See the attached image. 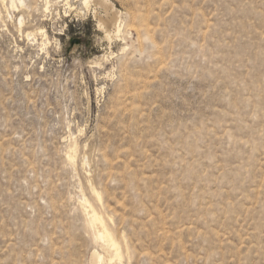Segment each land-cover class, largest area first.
Returning a JSON list of instances; mask_svg holds the SVG:
<instances>
[{
  "label": "rangeland",
  "instance_id": "rangeland-1",
  "mask_svg": "<svg viewBox=\"0 0 264 264\" xmlns=\"http://www.w3.org/2000/svg\"><path fill=\"white\" fill-rule=\"evenodd\" d=\"M84 1L0 0V264H264V0Z\"/></svg>",
  "mask_w": 264,
  "mask_h": 264
},
{
  "label": "bare ground",
  "instance_id": "bare-ground-1",
  "mask_svg": "<svg viewBox=\"0 0 264 264\" xmlns=\"http://www.w3.org/2000/svg\"><path fill=\"white\" fill-rule=\"evenodd\" d=\"M104 1L105 0H97V4H104ZM68 2V1H67ZM88 2H89V0H85L84 1V4H85V6L88 4ZM96 2V1H95ZM106 3V2H105ZM69 4V3H68ZM11 5H14V2L13 1H11ZM66 5V4H65ZM106 5V4H105ZM69 6V5H68ZM71 7V6H70ZM107 8V7H106ZM69 10H71L70 8H69ZM115 17V16H114ZM112 18L108 23H107V25H105V24H103V23H100V26H104V28L106 29V33H107V38H109V39H112V38H110V36H111V32H110V30H111V27H112V25L114 24V22H115V20H116V17L115 18ZM104 22V21H103ZM22 23H23V20L20 18V20H19V22H18V25L21 27V25H22ZM105 23V22H104ZM120 23V22H119ZM121 24V23H120ZM116 29H117V31H116V33H119L120 32V25H117L116 26ZM41 32V31H40ZM33 35V34H32ZM41 35L43 36V37H45V39L47 38L46 37V34H45V32H41ZM29 36H31V33H29V34H27L26 35V37L27 38H29ZM47 40V39H46ZM72 156V155H71ZM72 161H73V159H72ZM99 198H100V196H98ZM81 207H82V209H83V212H84V214H85V216H86V221H87V223L88 224H90V225H96V224H98L99 222L101 223V219L99 218V216H98V214H97V212H96V210L94 209V207L92 206V204L86 199V198H84L83 197V199H82V201H81ZM96 236L99 238V239H101L102 241L103 240H106V243H107V245L108 246H115V241L112 239V237L108 234V232L104 229V228H102L100 231H98L97 232V234H96ZM118 254H119V252H118ZM120 258H121V256H120ZM92 260L93 261H96V260H102V256H100L97 252H94L93 254H92ZM91 260V261H92ZM108 264H112L111 263V259H108ZM105 264H106V262H105Z\"/></svg>",
  "mask_w": 264,
  "mask_h": 264
}]
</instances>
